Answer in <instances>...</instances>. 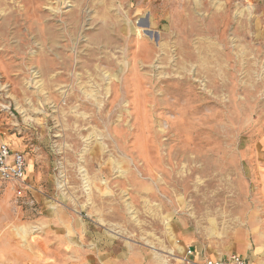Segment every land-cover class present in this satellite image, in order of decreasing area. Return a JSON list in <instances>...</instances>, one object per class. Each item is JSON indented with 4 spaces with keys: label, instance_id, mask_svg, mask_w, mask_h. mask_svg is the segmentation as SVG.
<instances>
[{
    "label": "rangeland",
    "instance_id": "374dc122",
    "mask_svg": "<svg viewBox=\"0 0 264 264\" xmlns=\"http://www.w3.org/2000/svg\"><path fill=\"white\" fill-rule=\"evenodd\" d=\"M9 139L0 264L264 248V0H0Z\"/></svg>",
    "mask_w": 264,
    "mask_h": 264
},
{
    "label": "built area",
    "instance_id": "2783aa9c",
    "mask_svg": "<svg viewBox=\"0 0 264 264\" xmlns=\"http://www.w3.org/2000/svg\"><path fill=\"white\" fill-rule=\"evenodd\" d=\"M27 158L23 151L13 149L5 142L0 143V179L4 181L23 182L26 180ZM196 250L192 246L185 248V260L198 263L195 260ZM202 264H247V260L240 254L228 256L206 257Z\"/></svg>",
    "mask_w": 264,
    "mask_h": 264
},
{
    "label": "crops",
    "instance_id": "0c3cea01",
    "mask_svg": "<svg viewBox=\"0 0 264 264\" xmlns=\"http://www.w3.org/2000/svg\"><path fill=\"white\" fill-rule=\"evenodd\" d=\"M12 139L15 141L16 138H12ZM8 141H2V142H5L12 147L11 139H9ZM15 143H16V145L18 144L17 141ZM12 148L16 149L14 147H12ZM21 151L24 152V150H21ZM26 158H27V156H26ZM28 172L29 171H28V160H27L26 178H27ZM262 249H264V248L259 242L257 244L255 243V245H254L253 242L251 241V239L249 238L248 242H246V245L243 248H241V250L232 251L231 253H228V254H222V255H215V254L212 255L211 254L208 256L209 257H219V256L221 257V256H228V255H231L233 253H237V254L242 255L247 260V264H259V263H261L259 254L263 251ZM195 250H196L195 260H196V257L198 260L202 259V257H203L202 251H199L198 248H195Z\"/></svg>",
    "mask_w": 264,
    "mask_h": 264
}]
</instances>
